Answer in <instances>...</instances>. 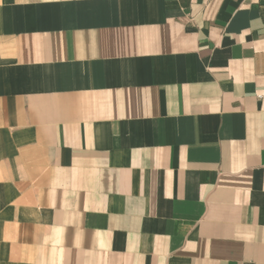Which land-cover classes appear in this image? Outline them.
<instances>
[{
  "label": "crops",
  "instance_id": "0c3cea01",
  "mask_svg": "<svg viewBox=\"0 0 264 264\" xmlns=\"http://www.w3.org/2000/svg\"><path fill=\"white\" fill-rule=\"evenodd\" d=\"M0 264H264V0H0Z\"/></svg>",
  "mask_w": 264,
  "mask_h": 264
}]
</instances>
